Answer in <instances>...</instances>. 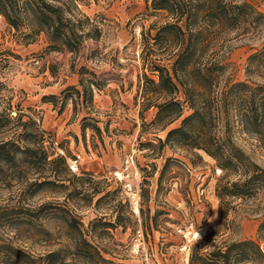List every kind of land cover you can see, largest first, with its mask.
Wrapping results in <instances>:
<instances>
[{
    "label": "trees",
    "instance_id": "1",
    "mask_svg": "<svg viewBox=\"0 0 264 264\" xmlns=\"http://www.w3.org/2000/svg\"><path fill=\"white\" fill-rule=\"evenodd\" d=\"M80 2L0 0V17L25 43L44 35L46 52L65 49L76 55L86 40H99L101 34L99 27L80 11ZM145 2V17L162 13L166 21L141 30L142 74L137 77L134 101L140 108L142 126L143 113L155 110L147 125L157 132L166 131L163 140L156 138L160 153L165 148L184 150L201 159V152L214 161L221 174L215 188L219 201L217 226L193 244L189 264H264V209L255 239L231 242L224 238L238 213L233 204L264 197V168L236 142L237 136H243L255 143V149L264 151V42L248 56L244 81L226 76L229 43L261 36L264 0ZM70 68L74 70L73 64ZM77 74V87H66L59 96L42 97L41 101L59 105V112L70 101L74 115L81 102L87 110L81 119V132L90 129L100 136L90 107L94 92L100 91L103 84L85 66H80ZM11 112L9 104L0 113V134L11 129L10 125L21 123L23 115L12 117ZM175 122L178 126L169 129ZM23 125L35 127L31 119ZM0 179L9 183L16 180L28 198L46 187L64 194L62 204L0 207V264H112L91 237L95 230L122 226L120 220L111 224L100 217L84 227L70 204L82 194L77 185L84 180L71 174L66 156L47 151L35 130L0 141ZM118 192L107 191L102 197ZM141 194L148 200L146 190ZM49 220L59 222L62 239L52 238L47 231L45 222ZM42 243L54 249L43 253L32 250L33 245Z\"/></svg>",
    "mask_w": 264,
    "mask_h": 264
},
{
    "label": "rangeland",
    "instance_id": "2",
    "mask_svg": "<svg viewBox=\"0 0 264 264\" xmlns=\"http://www.w3.org/2000/svg\"><path fill=\"white\" fill-rule=\"evenodd\" d=\"M145 6V0H82L80 11L99 27L101 34L99 40H86L76 55L65 49L46 52L48 42L44 35L33 43H25L0 17V113L10 104L12 117L17 113L23 115L21 123L13 124L15 128L10 125L11 129L0 134V141L17 139L35 130L49 153L66 156L68 165H76V173L70 172L84 181L77 185L82 194L75 196L70 204L84 227L100 217L111 224L120 220L122 225L95 230L91 237L112 264H182L185 253L181 247L191 239L188 232L196 233L205 228L209 233L217 226L219 201L215 188L221 174L214 161L201 152L198 153L201 159L184 150L165 148L160 153L156 149V138L163 140L166 131L157 132L147 125L155 110L143 113L145 125L142 126L140 108L134 101L137 77L142 74L141 30L149 24L160 26L166 21L162 13L145 17ZM261 8L264 10V6ZM263 42L264 30L258 38H238L229 43L226 76L233 81H244L246 60ZM42 44L45 46L40 51H29ZM80 66L93 70L103 84L100 91L94 92L90 107L91 116L98 121L100 136L90 129L81 132V119L87 112L81 102L76 108L77 115L72 107L69 126L61 130L42 127L38 86L48 81L40 78L52 75L64 79L71 73L80 78L77 74ZM29 119L35 123L33 129L23 125ZM178 124L175 122L169 129ZM236 142L264 168V151L255 149V143L243 136H237ZM130 156L134 163L123 173L124 163ZM118 174L122 182L118 181ZM124 183L135 190L134 201L124 189ZM117 189L119 192L113 196L102 197L107 191ZM143 189L147 191L148 200L141 196ZM93 192L97 194L92 195ZM63 196L46 187L28 198L16 180L9 183L0 179V207L62 204ZM233 205L238 213L234 226L226 231L224 238L231 242L255 239L263 220L264 197ZM45 228L52 238L62 239L59 222L46 221ZM199 241L189 244L188 264L190 249ZM136 244H140L137 254L134 252ZM32 248L37 253L54 249L43 243Z\"/></svg>",
    "mask_w": 264,
    "mask_h": 264
},
{
    "label": "crops",
    "instance_id": "3",
    "mask_svg": "<svg viewBox=\"0 0 264 264\" xmlns=\"http://www.w3.org/2000/svg\"><path fill=\"white\" fill-rule=\"evenodd\" d=\"M45 44H42V46H35L33 48H30L29 51H40L43 49ZM79 78L75 76L73 73H71L70 77L58 78L53 77L50 75L48 78H40L41 81L45 80L48 81L47 84H42L38 86L39 96L41 97H48V96H59L60 93L69 86L77 87ZM95 97H98L95 96ZM100 102V97H98ZM42 127L46 130L53 129L55 130H61L64 127L69 126V121L71 119V112H72V104L69 101L67 102L64 109L59 112V105L54 107L50 102H42ZM208 159H210L208 157ZM211 160V159H210Z\"/></svg>",
    "mask_w": 264,
    "mask_h": 264
},
{
    "label": "built area",
    "instance_id": "4",
    "mask_svg": "<svg viewBox=\"0 0 264 264\" xmlns=\"http://www.w3.org/2000/svg\"><path fill=\"white\" fill-rule=\"evenodd\" d=\"M36 63L39 64V61H37ZM133 163H134L133 162V157L132 156L128 157L127 160L124 163L123 173H126L128 171V169H129V167L133 165ZM68 168H69V170L72 173H76V171H77V167L74 164H69ZM118 181L122 182L123 179H119L118 178ZM123 187L127 191L129 197L134 201L135 197H136V193H135V190L133 189V187L129 183H124ZM190 229H191V227H190ZM197 232L199 233L200 239H197V237L194 236L195 235L194 232L193 233L192 232H188V235L191 236V239H187L186 243L181 247V251L183 253H185V259H184V262L182 264H188L189 244L191 243V241H196V240L199 241V240H201L206 234V229L205 228L199 229ZM139 247H140V244H136L134 246V252L136 254L139 251Z\"/></svg>",
    "mask_w": 264,
    "mask_h": 264
},
{
    "label": "bare ground",
    "instance_id": "5",
    "mask_svg": "<svg viewBox=\"0 0 264 264\" xmlns=\"http://www.w3.org/2000/svg\"><path fill=\"white\" fill-rule=\"evenodd\" d=\"M118 178H119V179H123L119 174H118ZM135 212H138L137 207H135ZM197 235H199L198 232H196L194 236L197 237Z\"/></svg>",
    "mask_w": 264,
    "mask_h": 264
},
{
    "label": "clouds",
    "instance_id": "6",
    "mask_svg": "<svg viewBox=\"0 0 264 264\" xmlns=\"http://www.w3.org/2000/svg\"><path fill=\"white\" fill-rule=\"evenodd\" d=\"M197 239H200V236L199 235H197Z\"/></svg>",
    "mask_w": 264,
    "mask_h": 264
}]
</instances>
